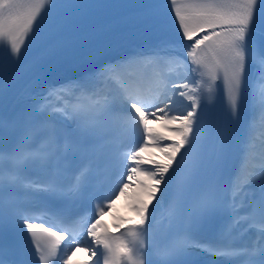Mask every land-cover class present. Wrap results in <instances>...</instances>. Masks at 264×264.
I'll list each match as a JSON object with an SVG mask.
<instances>
[{"label": "snow or ice", "instance_id": "snow-or-ice-1", "mask_svg": "<svg viewBox=\"0 0 264 264\" xmlns=\"http://www.w3.org/2000/svg\"><path fill=\"white\" fill-rule=\"evenodd\" d=\"M61 7L66 5L60 0H0V98L10 66L8 57L18 63L26 40L43 41L42 13ZM152 7L160 35L151 51L106 64L68 89H48L15 120L5 117L0 104V264H22L7 258L10 250L3 244L6 218L8 223L27 229L39 264H51L58 254L63 264H68L79 247L90 257H103V264H190L187 257L194 249L223 257L225 264H264V152L255 150L254 131L258 121L264 123V0H158ZM131 66H150L154 71L134 76L125 71ZM166 66L182 67L200 78L173 83L163 71ZM169 84L184 91L172 94ZM67 91L73 102L53 106L52 98H62L61 93ZM220 93L230 119L217 136L213 172L199 181L198 154L191 170L181 169L185 156L196 152L197 139L206 129L202 102L212 104ZM174 95L184 97L187 111L175 107ZM246 103L254 118L248 121L232 171L226 144L240 134ZM109 120L139 134L142 143L121 154L124 170L116 188L98 198L89 213L70 216L66 207L58 205L83 197L94 168L99 166L90 155L95 146L89 142L102 138ZM152 120L172 135L150 128ZM69 122L74 125L72 134L67 131ZM13 131H18L16 143L6 150ZM37 134L43 135L40 148L32 146ZM167 140L174 142L164 143ZM185 147L187 151L173 168ZM147 148L158 149L167 162L142 159L140 153ZM33 170L41 175L34 178ZM141 176L144 180L137 184L147 202L137 198L132 207L135 223L126 227L123 222L117 224L119 235L112 234L101 217L111 211L116 193L123 195L130 187L127 181ZM170 190L174 191L173 200L166 205ZM193 190L200 195L199 210L175 238L162 239L154 230L157 210L165 209L167 223L173 225L178 207ZM217 218L221 222L216 241L200 243L193 230L211 225ZM46 221L59 227L54 231L52 225L45 226ZM245 233L255 238L251 244L238 246L236 240ZM95 264H100L99 260Z\"/></svg>", "mask_w": 264, "mask_h": 264}, {"label": "bare ground", "instance_id": "bare-ground-1", "mask_svg": "<svg viewBox=\"0 0 264 264\" xmlns=\"http://www.w3.org/2000/svg\"><path fill=\"white\" fill-rule=\"evenodd\" d=\"M135 67L138 68V66ZM178 71L181 72V70ZM181 91H184V89H181ZM174 100L176 102V107L184 106L187 103L184 97H180L178 95H174ZM149 126L150 128L154 129L157 132H160L163 135H165L166 133L169 134V132L166 131L165 126L158 121H149ZM140 156L142 159H144V157L151 156V148L145 149L144 152L140 153ZM137 198L143 199L145 202H147V198L142 195L140 187L136 184H130V187L125 189L123 195L119 194L117 196L111 209V218L114 225L121 224L122 222L126 223L137 219L136 214L128 208L130 204L136 203Z\"/></svg>", "mask_w": 264, "mask_h": 264}]
</instances>
